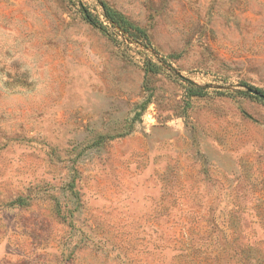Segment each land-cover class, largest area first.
Listing matches in <instances>:
<instances>
[{
    "label": "rangeland",
    "instance_id": "1",
    "mask_svg": "<svg viewBox=\"0 0 264 264\" xmlns=\"http://www.w3.org/2000/svg\"><path fill=\"white\" fill-rule=\"evenodd\" d=\"M248 89L264 0H0V264H264Z\"/></svg>",
    "mask_w": 264,
    "mask_h": 264
},
{
    "label": "trees",
    "instance_id": "2",
    "mask_svg": "<svg viewBox=\"0 0 264 264\" xmlns=\"http://www.w3.org/2000/svg\"><path fill=\"white\" fill-rule=\"evenodd\" d=\"M103 15H104V18H105V21H106L107 25H109L110 27H112L113 29H115L117 31H120L121 33H124V34H126L128 36L133 37V35L131 33H129V31L125 27H123L116 19H114L113 15H111L105 8H104ZM137 40L140 41V42H143L140 39V37ZM201 91H202V89L200 87H197L196 85H192L191 91H190L191 93L190 94L192 96H197ZM258 92L264 96V93H262L260 91H258ZM224 252H226V251L224 250Z\"/></svg>",
    "mask_w": 264,
    "mask_h": 264
},
{
    "label": "water",
    "instance_id": "3",
    "mask_svg": "<svg viewBox=\"0 0 264 264\" xmlns=\"http://www.w3.org/2000/svg\"><path fill=\"white\" fill-rule=\"evenodd\" d=\"M248 92L253 94V95H255V96H257V97H260L261 99L264 100V96L262 94H260L258 91L253 90V89H249Z\"/></svg>",
    "mask_w": 264,
    "mask_h": 264
}]
</instances>
